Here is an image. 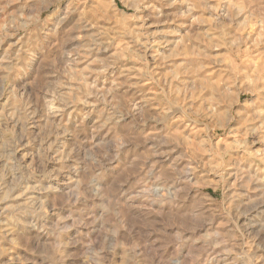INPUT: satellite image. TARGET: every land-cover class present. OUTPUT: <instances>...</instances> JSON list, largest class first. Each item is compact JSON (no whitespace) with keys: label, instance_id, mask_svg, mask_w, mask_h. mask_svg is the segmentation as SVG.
<instances>
[{"label":"clouds","instance_id":"obj_1","mask_svg":"<svg viewBox=\"0 0 264 264\" xmlns=\"http://www.w3.org/2000/svg\"><path fill=\"white\" fill-rule=\"evenodd\" d=\"M0 264H264V0H0Z\"/></svg>","mask_w":264,"mask_h":264}]
</instances>
